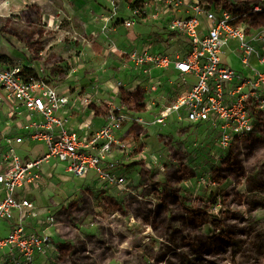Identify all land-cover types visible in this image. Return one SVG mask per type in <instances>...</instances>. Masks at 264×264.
<instances>
[{
    "label": "rangeland",
    "instance_id": "rangeland-1",
    "mask_svg": "<svg viewBox=\"0 0 264 264\" xmlns=\"http://www.w3.org/2000/svg\"><path fill=\"white\" fill-rule=\"evenodd\" d=\"M120 1L114 2L116 11ZM212 1L222 7L228 0ZM126 2L130 7L144 3ZM30 8L25 5L19 17L8 19L6 27L13 30L0 26V38L8 39H0V61L6 69L35 65L48 77V65L57 60L54 47L63 43L48 42L55 32H42L44 18L26 14ZM33 21L41 25L40 33L29 29ZM66 21L58 24L64 27ZM15 24L28 25L27 30ZM229 51L223 59L249 76ZM163 134L170 137L168 142L159 138L163 146L146 142L145 135L142 144L131 147L127 164L119 162L126 183L121 193L107 194L115 201L90 194L79 201L84 180L68 175L61 190L73 203L59 217V255L48 256L45 264H264V115L255 134L225 151L210 129L188 122Z\"/></svg>",
    "mask_w": 264,
    "mask_h": 264
},
{
    "label": "built area",
    "instance_id": "built-area-1",
    "mask_svg": "<svg viewBox=\"0 0 264 264\" xmlns=\"http://www.w3.org/2000/svg\"><path fill=\"white\" fill-rule=\"evenodd\" d=\"M181 7H185L189 15L167 20L166 29L187 38L185 56H177L172 61L159 52L133 50L128 54V64L121 67L146 76L153 70L171 66L179 72L184 91L152 121L135 117L124 104L103 100L100 103L105 111V125L84 137L77 130H69L67 120L60 116V111L70 102L67 95L59 93L44 78L26 79L20 67L0 68V89L7 91L14 103L26 110L21 129L30 140L43 141L46 146V152L40 157L23 160L15 151L16 146L24 142L25 136L21 135L7 139V147L0 154V220L11 223L10 234L0 238V250L5 251L8 264H33L36 257L50 250L51 237L46 229L29 233L24 227L26 215L37 217L38 213L23 193L27 187L40 189L46 185V177L41 172L45 163L54 159L66 165L67 172L74 178H83L93 171L104 189L116 188L122 192L126 176H118L113 171L119 162L127 164L125 160L130 158V149L135 144L127 140L128 124L141 127L140 136L147 126L166 129L171 116L194 125L206 124L222 151L256 133L258 121L264 115V70L256 68L252 61L255 59L264 67V31L259 35L262 47L258 50L247 39V32L240 24L251 15L263 13L264 8L251 5L238 11L217 10L198 0H159L155 4L157 12L151 17L157 19L161 12ZM139 16L148 18L149 11L134 7L125 27L131 28ZM233 41L238 42L240 61L249 76L233 70L223 60L224 49ZM190 77L194 81H190ZM157 89L158 85H153L150 93ZM82 102L92 103L87 97ZM38 114L41 121L36 118ZM169 138L165 140L168 142ZM114 152L121 154L115 162ZM153 159L159 162V157ZM16 211L20 214L17 220ZM44 222L49 227L58 225L54 214L47 216Z\"/></svg>",
    "mask_w": 264,
    "mask_h": 264
},
{
    "label": "crops",
    "instance_id": "crops-1",
    "mask_svg": "<svg viewBox=\"0 0 264 264\" xmlns=\"http://www.w3.org/2000/svg\"><path fill=\"white\" fill-rule=\"evenodd\" d=\"M158 1L143 0V6L137 7L147 9L149 17L139 16L131 28H126L124 23L132 18V10L136 7L134 5L130 7L126 0L120 1L118 14L115 10V0H0V26L3 30H11V26L9 29L6 27L8 19L19 17L25 5L31 7V11L28 10L26 14L31 17L43 16L45 24L43 23L42 26L47 25V27L42 32H55L49 37L48 42L63 44H56L54 47L53 59L57 60L48 65V69L51 68L46 71L48 77H41L37 69L32 67L35 65L26 66V68L36 73L38 78L47 80L49 84L57 88L59 93L69 97L70 102L60 111V116L67 120L69 130H77L84 137H88L105 125V111L100 103L103 100L124 104L135 117L152 121L165 106L171 105L184 91L180 83L179 72L173 66L153 70L150 76L138 75L130 68L121 69L123 65L128 64V54L133 50L148 49L152 52H159L167 55L172 61L176 60L177 56H185L189 45L187 38L180 34L169 33L166 29V21L174 17L187 16L189 13L185 7L172 8L169 12H161L159 18L153 19L151 15L157 12L155 4ZM198 1L217 10L247 9V6L233 9V5L254 1L253 5H260L264 8V0H228L222 7L217 6V3L212 0L211 3L208 0ZM159 4L162 6L163 2ZM63 18L67 21L64 27H61L58 22ZM57 19H59L58 22ZM14 26L19 30L23 29L22 31L27 30L28 27L25 24ZM39 26L41 25L38 22L33 21L29 29L31 30L32 27V30L35 29L33 32L40 33ZM240 26L246 30L247 39L258 50H261L262 40L259 35L264 31V12L245 18ZM0 39L8 41L5 38ZM39 39L42 40L40 36ZM46 41L43 39L42 43ZM237 43L233 41L225 49L230 50L228 56L234 55L242 64ZM225 49L222 57L225 55ZM226 59H223L225 63H227ZM252 62L256 68L264 69L255 59ZM54 64L57 68H54ZM0 68L6 69V64L0 61ZM189 80L194 81V78L190 77ZM174 82L176 83L175 88H171ZM153 85H158V89L155 93H150ZM86 97L92 101L90 105L82 102ZM26 114V110L18 107L7 91L0 89V154L7 147V139L21 135L25 136L24 142L17 145L15 151L23 160H34L46 152L43 141L30 140L26 132L21 129V125L25 123ZM36 118L38 121L42 120L39 114ZM185 122L187 121H179L175 116H171L168 119V127L173 129L174 134ZM189 126L204 130L210 129L206 124L189 123ZM126 128L129 130L130 136L127 139L130 141H134L137 133L141 131V127H133L130 124ZM145 129L146 132L136 138L135 144H142L146 135L148 137L146 142L162 145L159 138L164 137L165 139L166 137L163 134V128L147 126ZM38 145L40 149H37ZM155 152H152L151 158L156 157ZM120 156V152L117 154L114 152L113 161H118ZM61 167L64 168L63 172H60ZM41 172L46 177V185L40 189L27 187L23 193V196L33 203L38 213L37 217L27 214L24 218V227L29 233H39L46 229L51 237V247L46 255L36 257L33 264H45V258L48 256L59 255V247L55 245V240L58 238L56 233L61 225L59 217L63 213L62 209L68 203H73L68 201L71 200L72 195L68 196L65 191L61 190L62 182L69 179L66 165L53 159L42 166ZM113 172L118 176L126 174L120 165ZM77 179L84 180L80 188L79 201L81 197L89 194L100 195L103 200L111 198L115 201V196H107V194L110 191L115 194V190L118 189H104L95 172L91 171L87 176ZM52 214L56 216L58 225L49 227L44 221ZM19 216V212L16 211L15 219L17 220ZM10 231L11 223L7 220H0V238L7 237ZM6 257L5 251L0 250V264H8Z\"/></svg>",
    "mask_w": 264,
    "mask_h": 264
},
{
    "label": "trees",
    "instance_id": "trees-1",
    "mask_svg": "<svg viewBox=\"0 0 264 264\" xmlns=\"http://www.w3.org/2000/svg\"><path fill=\"white\" fill-rule=\"evenodd\" d=\"M254 2H250V3H246V4L241 2V3H238L237 5H233V9L234 8L238 9L242 6L250 7L251 5H253ZM23 74H24V77H26V79L37 78L36 73L30 71L28 68L23 69Z\"/></svg>",
    "mask_w": 264,
    "mask_h": 264
},
{
    "label": "bare ground",
    "instance_id": "bare-ground-1",
    "mask_svg": "<svg viewBox=\"0 0 264 264\" xmlns=\"http://www.w3.org/2000/svg\"><path fill=\"white\" fill-rule=\"evenodd\" d=\"M9 4V3H8Z\"/></svg>",
    "mask_w": 264,
    "mask_h": 264
}]
</instances>
